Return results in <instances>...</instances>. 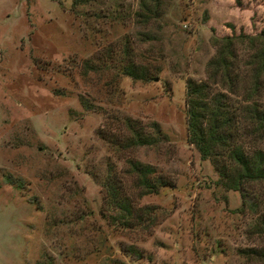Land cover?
Segmentation results:
<instances>
[{
    "label": "rangeland",
    "instance_id": "obj_1",
    "mask_svg": "<svg viewBox=\"0 0 264 264\" xmlns=\"http://www.w3.org/2000/svg\"><path fill=\"white\" fill-rule=\"evenodd\" d=\"M138 1L0 0V264H264V183L245 181L244 196L225 187L187 140L184 105L185 79L206 77L210 28L252 33L264 0L250 12L159 0L145 25ZM123 46L142 78L119 71ZM253 96L264 107V81ZM123 116L161 137L112 150L98 130L123 135ZM127 158L168 184L139 196ZM107 173L150 221L124 228L102 215Z\"/></svg>",
    "mask_w": 264,
    "mask_h": 264
},
{
    "label": "trees",
    "instance_id": "obj_2",
    "mask_svg": "<svg viewBox=\"0 0 264 264\" xmlns=\"http://www.w3.org/2000/svg\"><path fill=\"white\" fill-rule=\"evenodd\" d=\"M84 1L87 0H72V3ZM234 2L235 7L250 12L252 3L257 1ZM159 8V0H139L133 14L139 24L145 25L159 15ZM250 21L252 26V18ZM226 27L231 32L221 35L213 33V28H210L214 53L206 62L205 79H185V130L187 140L200 157L212 163L221 183L244 196L245 191L241 186L245 181L264 183V150L257 145V142L264 140V107L253 96L264 81V25L253 24L252 33L241 30L234 33L233 25ZM237 42L246 49L245 57L237 51ZM122 54L125 60L120 63L119 71L133 79L142 78L139 65L126 59V46H123ZM246 77L249 83L245 86L243 81ZM215 85L218 88L212 89ZM240 87L245 94L242 92L240 99L232 97L238 94ZM119 122L126 130L123 135H110L109 132L98 130L99 136L114 151L153 145L161 137L154 122H150L148 130L128 116L121 117ZM125 160L127 171L132 173L134 185L139 189V196L168 184L161 175L155 174L151 165L134 158ZM107 172L113 174V168H107ZM111 173H107L101 181L104 189L102 215L124 228L144 222L146 224L151 220V216L146 213L148 207L134 205L119 187V180L114 179ZM260 227L264 233V218H261ZM129 249L135 252L134 247L130 246Z\"/></svg>",
    "mask_w": 264,
    "mask_h": 264
}]
</instances>
